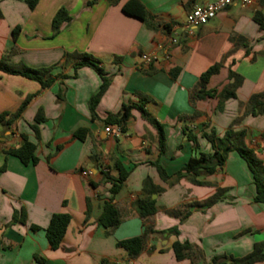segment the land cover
<instances>
[{
    "label": "crops",
    "instance_id": "0c3cea01",
    "mask_svg": "<svg viewBox=\"0 0 264 264\" xmlns=\"http://www.w3.org/2000/svg\"><path fill=\"white\" fill-rule=\"evenodd\" d=\"M128 1L37 0L31 9L26 0H0V56L12 49L9 62L52 66L51 73L57 76L41 88L34 79L0 70V114L7 113L5 118L33 94L9 127L0 123V264H212L213 256L240 257L255 243L264 246V202L253 201L251 173L236 151L202 177L210 184L195 185L186 178L164 181L151 163L157 160L166 174L175 173L191 155L211 151L201 131L214 128L221 135L237 116L241 119L233 127L248 130L245 141L264 163V112L254 116L239 106L264 90V27L254 19L259 13L264 22V0L233 1L192 34L179 28L186 13L214 0H138L146 20L122 11ZM60 7L71 19L52 35L51 21ZM14 27L19 28L16 37ZM76 52L95 56L109 78L94 119L88 100L101 78L89 66L74 67L77 60L69 55ZM142 54L155 58L144 62ZM221 59L223 66L210 76L207 88L220 90L231 81L233 71L242 76L235 97L220 103L217 97H206L193 106L190 93L199 76ZM137 93L148 97L147 116L162 125L161 152L155 124L137 109L131 110L118 136L104 130L107 114L118 112L122 103L137 102ZM40 109L44 121L37 125L36 135L31 125ZM194 111L198 115L190 118ZM183 124L197 135L196 149L185 138ZM82 128L87 131L81 140L75 133ZM23 136L36 145L35 164H23L7 153L23 143ZM116 161L129 175L112 199L122 220L106 234L97 223L110 196L103 173L116 175ZM147 177L163 188L151 196L157 207L151 223L159 232L130 258L117 241L142 233L133 204L144 197L141 187ZM217 187L225 188L217 201L191 208L184 221L166 213L207 198ZM87 198L90 211L85 219ZM14 210H24L25 222L10 223ZM56 212L68 213L71 219L60 247L51 249L44 229ZM174 226L177 235L160 232ZM176 239L196 245L203 257L195 262L177 260L171 249Z\"/></svg>",
    "mask_w": 264,
    "mask_h": 264
},
{
    "label": "trees",
    "instance_id": "16d2710c",
    "mask_svg": "<svg viewBox=\"0 0 264 264\" xmlns=\"http://www.w3.org/2000/svg\"><path fill=\"white\" fill-rule=\"evenodd\" d=\"M26 2L29 8L32 9L37 0H26ZM122 11L141 20H146L145 8L138 0H129L122 6ZM70 19L71 17L67 10L64 7H60L55 12L51 21L52 35L57 34L61 25ZM254 19L260 25V27H264L263 17L261 14L257 13L254 16ZM18 30V27H14L12 29L13 37H16ZM11 52L12 49L0 56L1 71L34 79L40 83L41 88L48 87L57 77L51 73L52 66L31 68L24 64H13L9 62ZM69 56L77 60L74 63L75 68L79 66H89L93 68L101 78V83L98 90L93 93L88 100L90 116L92 119H94L96 117L95 106L105 92L109 84V78L103 67L100 65V61L92 54L86 52H76ZM222 66L223 59L213 63L201 73L196 86L190 93V102L193 104V106L197 100L204 99L206 97H217L219 99V103L227 98L235 97V90L241 84L242 76L234 73L233 71H229V78L231 81L225 84L220 90L216 88H207V83L210 76L217 73ZM137 95V102L122 103L118 112L108 113L104 120L105 125H116L120 128L121 132H123L126 121L131 116V110L137 109L144 118L155 124L157 129L158 148L159 152H161L164 149V135L162 125L156 123L147 116V111L145 110L144 105L148 101V97L142 93H137ZM32 96L33 94L27 95L18 109L13 113L8 114L7 118H5L7 113L0 114V123L5 127H9L12 122L18 116H20L21 112ZM243 105L246 107L245 111L251 115L255 116L263 113L264 90L251 94L245 103L239 102L240 107ZM198 113V111H194L190 118L196 117ZM240 119V116L235 117L221 135L217 134L214 128H210L208 131H201L200 135L204 137L210 144L211 151H200L197 154L191 155L186 160L184 165L173 174H166L157 160L152 161L151 163L156 167L161 179L164 181L169 180L170 183H173L180 178H186L190 183L195 185L210 184V182L203 180L202 177L212 174L217 168L224 164L230 151H236L239 156L245 160L251 173L252 182L255 187L253 201L264 202V163L257 157L255 151L250 148L245 141L248 130L245 128L235 129L233 127V125L238 123ZM181 120L184 122L183 117H181ZM42 121H44V115L40 109L36 112L34 116V123L31 125V128L35 131L36 135H38L37 125ZM86 131L87 130L83 128L79 129L75 133V136L82 140ZM182 131L185 138L191 141L193 143V148L196 149L198 147L197 135L185 124L182 125ZM35 147V143L23 136V143L17 148L8 149L7 153L17 157L23 164H35L37 162ZM114 167L117 171L116 175H112L108 171L103 173L105 181L110 184V196L104 201L102 205V211L97 218V223L105 229L106 234H110L122 220L120 211L113 203L112 199L119 192L129 175V171L125 169L119 161L115 162ZM2 169L3 167H0V170ZM141 190L144 194V197L135 200L133 205L142 220V233L137 236L117 241V246L123 248L130 258L137 257L143 249L146 240L159 232L154 229L153 224L151 223V218L157 210L155 199L151 196L152 194L161 192L163 188L153 184L151 179L147 177L142 181ZM224 190V187H217L215 192L207 198L199 201L180 204L179 206L167 209L166 213L179 218L180 221H184L191 213V208L195 206L201 207L212 205L217 201ZM89 211V199L87 198L85 219L88 217ZM70 219V214L65 212L52 213L50 216L48 225L44 230L49 247L51 249H57L60 247ZM13 222H25L24 210H14L10 223ZM31 228L35 230L38 227L36 225H31ZM160 232L177 235L178 229L174 226ZM171 249L177 260L188 258L195 262L203 257L202 250L187 240H174L171 244ZM35 258L41 260V258L36 256ZM260 261H264V246L262 243H255L250 252L240 257L216 255L211 259L212 264H254Z\"/></svg>",
    "mask_w": 264,
    "mask_h": 264
},
{
    "label": "built area",
    "instance_id": "2783aa9c",
    "mask_svg": "<svg viewBox=\"0 0 264 264\" xmlns=\"http://www.w3.org/2000/svg\"><path fill=\"white\" fill-rule=\"evenodd\" d=\"M233 1H238L241 4H251L255 0H214L206 4L195 5L186 13L185 19L179 25V28L186 34H192L195 29L213 19L218 12L224 10ZM172 41L175 42L176 39H172ZM154 58V55H141V59L144 62H149ZM104 130L114 136H118L121 133L120 128L116 125H106ZM83 173L86 174L87 172L83 171Z\"/></svg>",
    "mask_w": 264,
    "mask_h": 264
}]
</instances>
